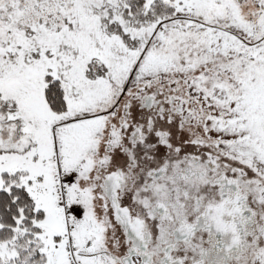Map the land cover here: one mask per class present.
<instances>
[{"label": "rangeland", "instance_id": "rangeland-1", "mask_svg": "<svg viewBox=\"0 0 264 264\" xmlns=\"http://www.w3.org/2000/svg\"><path fill=\"white\" fill-rule=\"evenodd\" d=\"M130 1L0 0V190L7 189L3 173L18 174L16 183L44 212L39 237L50 264H93L81 254L69 179L60 178L59 135L85 133L80 120L87 112L122 113L136 94L132 87L149 82L150 74L195 82L188 92L215 101L212 119L241 109L231 122L237 138L223 122L222 135L243 142L232 143L231 151L264 190V55L245 52L263 26L264 0H145L142 10ZM46 75L62 87L63 113L45 101ZM236 76L242 84L235 85ZM245 114L251 120L244 121ZM13 242L0 246L2 261L16 256Z\"/></svg>", "mask_w": 264, "mask_h": 264}, {"label": "flooded vegetation", "instance_id": "flooded-vegetation-1", "mask_svg": "<svg viewBox=\"0 0 264 264\" xmlns=\"http://www.w3.org/2000/svg\"><path fill=\"white\" fill-rule=\"evenodd\" d=\"M150 76L119 115L90 111L85 133L59 135L81 254L93 264H264V190L231 151L241 109L212 119L215 101L188 92L195 82Z\"/></svg>", "mask_w": 264, "mask_h": 264}, {"label": "trees", "instance_id": "trees-1", "mask_svg": "<svg viewBox=\"0 0 264 264\" xmlns=\"http://www.w3.org/2000/svg\"><path fill=\"white\" fill-rule=\"evenodd\" d=\"M130 2L132 9L136 8L137 5L142 10L145 0H132ZM148 19L154 20L151 17ZM142 20H144V16H142ZM259 30L258 33L252 35L254 39L250 42L246 41L249 46H246L248 49L245 52L249 51L248 54H253L254 58L257 57L256 54L262 53L264 55V22ZM229 66L236 68L237 58H232ZM243 72H246L245 75L247 76L249 74L248 67ZM235 78L237 83L244 81L242 77L236 76ZM44 80L46 83L44 98L49 109L55 114L65 112L66 101L59 81L49 75H46ZM257 90L259 91V89ZM259 93L260 91L257 94ZM2 176L7 189L0 190V246L3 243L9 244L16 238L13 242L14 245L11 246L16 256L8 261L0 259V264H50L48 254L44 251L43 243L39 237L42 232L40 222L45 217L44 212L36 209L35 203L26 189L16 183L18 174L5 172Z\"/></svg>", "mask_w": 264, "mask_h": 264}]
</instances>
